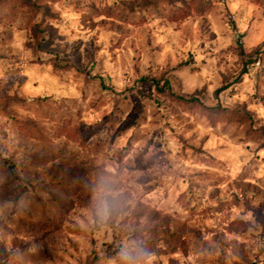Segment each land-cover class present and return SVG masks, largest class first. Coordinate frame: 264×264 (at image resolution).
<instances>
[{
  "label": "rangeland",
  "instance_id": "obj_1",
  "mask_svg": "<svg viewBox=\"0 0 264 264\" xmlns=\"http://www.w3.org/2000/svg\"><path fill=\"white\" fill-rule=\"evenodd\" d=\"M0 264H264V0H0Z\"/></svg>",
  "mask_w": 264,
  "mask_h": 264
},
{
  "label": "trees",
  "instance_id": "obj_2",
  "mask_svg": "<svg viewBox=\"0 0 264 264\" xmlns=\"http://www.w3.org/2000/svg\"><path fill=\"white\" fill-rule=\"evenodd\" d=\"M58 64V63H57ZM59 65H55V68H57ZM145 80H149V82L154 86V88L159 92V93H163L165 90L170 91L171 90V85L169 82H166L165 85L161 86L160 85V81L159 80H155V79H145ZM224 88H219L216 90V94L218 95L221 91H223ZM186 102H190V103H194L197 102V98L196 97H191L189 99L186 100Z\"/></svg>",
  "mask_w": 264,
  "mask_h": 264
}]
</instances>
